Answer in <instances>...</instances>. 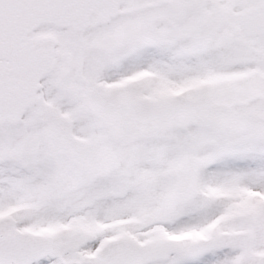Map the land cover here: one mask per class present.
I'll return each instance as SVG.
<instances>
[{
    "label": "snow or ice",
    "instance_id": "1",
    "mask_svg": "<svg viewBox=\"0 0 264 264\" xmlns=\"http://www.w3.org/2000/svg\"><path fill=\"white\" fill-rule=\"evenodd\" d=\"M0 264H264V0H0Z\"/></svg>",
    "mask_w": 264,
    "mask_h": 264
}]
</instances>
